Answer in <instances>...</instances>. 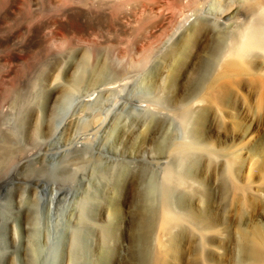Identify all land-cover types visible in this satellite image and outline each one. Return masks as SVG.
I'll list each match as a JSON object with an SVG mask.
<instances>
[{"label":"rangeland","instance_id":"rangeland-1","mask_svg":"<svg viewBox=\"0 0 264 264\" xmlns=\"http://www.w3.org/2000/svg\"><path fill=\"white\" fill-rule=\"evenodd\" d=\"M237 1L0 0V264H264V57L205 91Z\"/></svg>","mask_w":264,"mask_h":264},{"label":"bare ground","instance_id":"bare-ground-1","mask_svg":"<svg viewBox=\"0 0 264 264\" xmlns=\"http://www.w3.org/2000/svg\"><path fill=\"white\" fill-rule=\"evenodd\" d=\"M120 1V0H119ZM170 1V0H169ZM230 1V0H229ZM229 1H227V2H224V0H171V4H172V6L175 8V9H177L178 11H183V9H185V8H187V5L188 6H191V7H193V8H195V9H199V11H203V12H214V11H219V12H224V11H226V10H232V8L233 7H235L236 5V3H229ZM252 1H254V3H253V6L254 7H256V9L258 10V11H255V13H257V12H259V14H260V16H259V14H257L256 16L258 17H251L252 18V20L249 22V23H247V24H243L244 26H242L241 27V29H240V27L238 28V26L237 27H235V28H238L237 30H238V32H237V36L236 37H234L235 35L232 33V36H231V38H233V41L231 42V40H230V42H231V45H229L226 49H221V50H223V52H221L220 50H218V51H220V53H218V51H217V53H218V59H220V60H218V73H217V79H218V82L216 81V80H213L212 81V83L211 82H209V84H205V85H209L207 88H205L206 90V92L208 91V92H215L218 88H219V84L221 83V82H224L225 84H228V86H232L233 84H236L235 83V81H236V79L240 76V74L243 72V71H246V72H249V74H251V75H253L254 77H259V75H260V77H261V74L263 73L262 71H264L263 69L262 70H260L261 71V74H259L260 73V71H259V69H255V60L257 59H253V58H255L254 56H261V57H264V0L262 1V0H238L237 1V3L238 2H241V3H243V4H246V3H252ZM128 2H129V0H128ZM136 2V1H135ZM135 2H132L133 3V6H136V4H134ZM150 3V2H149ZM88 4L89 3H87V6H88ZM124 4V3H123ZM129 4V8H130V6H131V4L130 3H127V5ZM126 5V6H127ZM138 5V4H137ZM235 5V6H234ZM86 6V8H88ZM125 5H124V7H126ZM133 6H131L132 8H133ZM128 7V6H127ZM85 8V7H84ZM85 8V9H86ZM90 8V7H89ZM89 8L88 9H86L87 10V12H88V10H89ZM129 8H128V11H129ZM135 8V7H134ZM85 9H84V11H85ZM131 9V8H130ZM255 9V8H254ZM127 9H125L124 10V12H128V11H126ZM74 11H76V10H74ZM87 12H82V10H81V12H75V14H73V13H71V11H70V13H71V16H75V17H77L81 22H82V24H83V26H85L84 27V29L86 28H88L87 29V31L89 30V29H91V27H90V25L92 24V25H94V24H96L97 25V22H99L98 20H97V18L99 17V16H94L93 15V13H91L90 11V13H87ZM123 12V11H122ZM218 12V13H219ZM130 13V12H129ZM255 13L253 14L254 16H255ZM98 15V14H97ZM100 15V14H99ZM123 15V14H122ZM129 15V14H128ZM252 15V16H253ZM130 16H131V14H130ZM129 16V17H130ZM215 16V15H214ZM120 17H122L121 15H120ZM127 17V16H126ZM124 18V17H123ZM128 18V17H127ZM198 18V17H197ZM214 18V17H213ZM125 19V18H124ZM124 19H122V20H124ZM131 19V17L129 18V19H126V20H130ZM212 19V18H211ZM220 19V18H219ZM117 20H120V18L118 19L117 18ZM221 20H222V17H221ZM224 20V19H223ZM250 20V18L248 19V21ZM195 21H197V20H195ZM213 22H211V23H213L217 28H218V26L219 25H223V22L224 21H219L218 19H214V20H212ZM125 21H123V23H124ZM122 23V22H121ZM128 23V22H127ZM222 23V24H221ZM226 23V22H225ZM129 24H130V22H129ZM120 25H122V24H120ZM125 25V24H124ZM123 25V26H124ZM191 25V24H190ZM218 25V26H217ZM225 25V24H224ZM100 26V25H99ZM121 27L122 29L123 28H126V27ZM214 26V27H215ZM221 26H219V27H221ZM226 26V25H225ZM225 26H223V27H225ZM228 26V25H227ZM230 26V28H231V25H229ZM241 26V25H240ZM93 27V26H92ZM99 28V27H98ZM229 28V27H228ZM227 28V29H228ZM94 29V27L92 28V30ZM96 29H97V26H96ZM96 29H94V30H96ZM190 29V27L188 28V30ZM219 29V28H218ZM92 32V31H91ZM219 32V31H218ZM233 32V31H232ZM84 33H86L85 31H84ZM221 33V32H220ZM90 34V33H89ZM189 34V33H188ZM218 36H220L219 35V33H216ZM190 35L191 34H189V37H190ZM211 36V35H210ZM218 36H215V37H218ZM188 37V38H189ZM194 37V36H193ZM204 37V36H203ZM195 38V37H194ZM208 38V37H207ZM220 38V37H219ZM218 38V39H219ZM227 38H229V37H227ZM234 38H235V41H234ZM200 39V38H199ZM198 39V40H199ZM210 40H212L211 38H209ZM230 39V38H229ZM226 40V39H225ZM190 41V40H189ZM188 41V42H189ZM209 41V40H208ZM217 41H219V40H217ZM228 41V40H227ZM187 42V43H188ZM192 42H193V40H192ZM196 42H199V41H196ZM201 42H202V40H201ZM210 42V41H209ZM208 42V43H209ZM212 42V41H211ZM234 42V43H233ZM190 44H191V42H189ZM195 42H193V44H194ZM207 42H205V44H206ZM208 43H207V46H208ZM232 43H233V45H232ZM202 44H203V42H202ZM212 44V43H211ZM226 44V43H225ZM163 45V44H162ZM190 46L189 44H186V46ZM195 45V44H194ZM201 45V44H200ZM200 45H198V47L200 46ZM214 45V44H213ZM212 45V48H210V49H216L214 46ZM226 45H228V43L226 44ZM187 46V47H188ZM203 46H205L204 44H203ZM225 46V45H224ZM200 47H202V46H200ZM209 47H210V44H209ZM159 48V47H158ZM191 48V49H190ZM190 48H188L187 50H188V52H187V50H186V52L187 53H194V52H192L191 50H194V48L193 47H190ZM186 49V48H185ZM195 49H196V47H195ZM198 49V48H197ZM205 50H206V52H207V49H206V47L204 48ZM209 49V48H208ZM198 50H200V49H198ZM191 51V52H190ZM195 51V50H194ZM197 51V50H196ZM195 51V52H196ZM204 51V50H203ZM214 51V50H213ZM185 52V51H184ZM199 52H201V51H199ZM208 52L210 53L211 51L210 50H208ZM215 52H216V50H215ZM198 53V52H197ZM211 54V53H210ZM195 55H196V53H195ZM199 55V54H198ZM189 56V55H188ZM192 56V54L189 56V57H191ZM194 56V55H193ZM194 57H197V55L196 56H194ZM258 57V58H259ZM187 58V57H186ZM193 58V57H192ZM251 58H252V60L253 61H251ZM179 59H182L181 57H179ZM197 59V58H196ZM185 60V59H184ZM184 60H183V63H184ZM187 60H188V58H187ZM179 61V60H178ZM188 61H190V60H188ZM192 61H193V59H192ZM254 62V63H253ZM264 62V61H263ZM179 63H181V61L179 62ZM182 63V64H183ZM185 63H186V61H185ZM188 63V62H187ZM192 62H190V64H191ZM197 64H199V63H197ZM196 64V65H197ZM255 64V65H254ZM187 66V65H186ZM185 66V67H186ZM199 67H201L200 65H199ZM198 67V68H199ZM180 68H183L182 66H180ZM261 68H262V66H261ZM183 70V69H182ZM245 72V73H246ZM178 74H179V72H177ZM176 73V74H177ZM244 73V72H243ZM244 73V74H245ZM175 74V75H176ZM178 74H177V76H178ZM259 74V75H258ZM248 75V74H247ZM250 75V76H251ZM262 75H264V74H262ZM252 76V77H253ZM251 77V78H252ZM262 78V77H261ZM259 79V78H257V82L259 81V82H261V80L263 79ZM169 80V79H168ZM215 81V82H214ZM263 81V83H264V79L262 80ZM171 82V81H170ZM214 82V83H213ZM258 82V84H260V88L264 85H262V83H259ZM168 83V82H167ZM211 83V84H210ZM169 85H170V83H168ZM237 85V84H236ZM262 85V86H261ZM166 86L168 87V85L166 84ZM172 87V85L170 86V88ZM261 90H264V88L262 87V89ZM172 91V90H171ZM259 91H260V89H259ZM207 92V93H208ZM205 93V92H204ZM203 93V94H204ZM211 94H213V93H211ZM205 95V94H204ZM204 95H201V96H204ZM207 97H208V94L206 95ZM210 96V95H209ZM207 97H203V98H205V99H207ZM193 98V97H192ZM196 98H198V97H196ZM196 98H194V100L196 99ZM202 97H200L199 99H202V100H204ZM214 97L212 96V98H210V100L211 99H213ZM172 99V98H171ZM176 99H177V97H176ZM175 99V100H176ZM215 99V98H214ZM178 100V99H177ZM181 100V99H180ZM191 100V99H190ZM194 100H193V102H194ZM201 100V101H202ZM192 101V100H191ZM190 101V102H191ZM212 101H214V100H212ZM180 102V101H179ZM216 103V102H215ZM147 104H148V102H147ZM149 104H151V103H149ZM148 104V105H149ZM168 210V209H167ZM171 210V209H170ZM169 210V211H170ZM180 215H184V213H182V212H179V211H177ZM166 217H165V219H164V226H166L165 224L166 223H168V222H170L171 221V219H173L172 217L174 216V215H176L174 212H168V211H166ZM168 220V222H166ZM170 220V221H169ZM162 221H163V219H162ZM161 221V222H162ZM173 221V220H172ZM15 230H14V233H13V235L15 236H13V239L14 240H16L17 238V236L16 235H18V231H19V229L18 228H14ZM25 230L26 231H29V226L28 225H25Z\"/></svg>","mask_w":264,"mask_h":264}]
</instances>
